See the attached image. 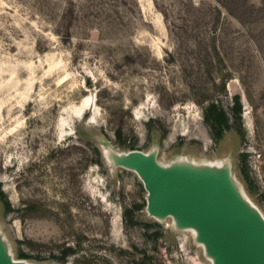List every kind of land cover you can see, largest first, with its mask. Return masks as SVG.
I'll use <instances>...</instances> for the list:
<instances>
[{
	"label": "rangeland",
	"instance_id": "374dc122",
	"mask_svg": "<svg viewBox=\"0 0 264 264\" xmlns=\"http://www.w3.org/2000/svg\"><path fill=\"white\" fill-rule=\"evenodd\" d=\"M238 98L240 114L232 109ZM223 109L215 138L204 119ZM231 156L264 214V0H0V227L34 264H209L102 154ZM66 253V254H65Z\"/></svg>",
	"mask_w": 264,
	"mask_h": 264
},
{
	"label": "water",
	"instance_id": "95a60500",
	"mask_svg": "<svg viewBox=\"0 0 264 264\" xmlns=\"http://www.w3.org/2000/svg\"><path fill=\"white\" fill-rule=\"evenodd\" d=\"M101 145L113 174L126 170L141 182L147 218L170 220L172 231L190 232L209 264H264V214L237 179L231 156L215 161L177 156L163 163L158 144L147 152ZM0 264H34L14 258L1 227Z\"/></svg>",
	"mask_w": 264,
	"mask_h": 264
},
{
	"label": "trees",
	"instance_id": "16d2710c",
	"mask_svg": "<svg viewBox=\"0 0 264 264\" xmlns=\"http://www.w3.org/2000/svg\"><path fill=\"white\" fill-rule=\"evenodd\" d=\"M234 100L235 103L232 112L237 118V116L240 114V106L238 103V98L235 97ZM204 119L215 138L220 139L223 132L229 130V118L226 112L215 104H210L204 109ZM18 259L27 260L28 256L20 253Z\"/></svg>",
	"mask_w": 264,
	"mask_h": 264
}]
</instances>
